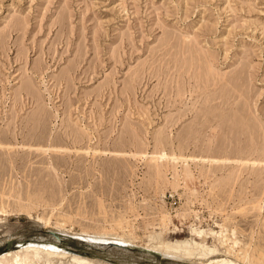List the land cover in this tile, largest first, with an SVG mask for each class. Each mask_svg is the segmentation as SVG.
<instances>
[{"label": "rangeland", "instance_id": "obj_1", "mask_svg": "<svg viewBox=\"0 0 264 264\" xmlns=\"http://www.w3.org/2000/svg\"><path fill=\"white\" fill-rule=\"evenodd\" d=\"M33 241L264 264V0H0V256Z\"/></svg>", "mask_w": 264, "mask_h": 264}, {"label": "bare ground", "instance_id": "obj_2", "mask_svg": "<svg viewBox=\"0 0 264 264\" xmlns=\"http://www.w3.org/2000/svg\"><path fill=\"white\" fill-rule=\"evenodd\" d=\"M191 233L197 238L202 239V241L209 238V235L214 234V233H206L203 230H198L197 228H194L191 231ZM110 237H112V235H110L109 238ZM88 239L89 240L91 239V241L98 240V238H95V236L90 237ZM108 239L106 240L109 241ZM149 239L150 242L155 241L156 245L148 244L147 247L143 249V251H145V254L155 255L169 260L182 261V258H186V257H207L209 254L215 253L214 251L211 250L198 251L197 248L200 246H198V244L193 240L166 243L163 240H161L160 236H150ZM102 240L103 239H101V242L99 240L98 242L100 243L97 244H101L105 241ZM111 240L113 242L106 243L107 242L106 241L105 243L116 247L126 248V250L134 246L133 243L130 241V239L126 237L115 236L114 238L113 236V239ZM200 248L203 249V247ZM139 250L142 249L139 248ZM231 253L233 254V251ZM0 264H110V263H106V262L99 263L75 255L73 253L68 252L65 248L58 246L57 244L33 241V242H28L27 244L18 245L15 249H8L3 255L0 256ZM215 264H233V263L226 260H220V261H216Z\"/></svg>", "mask_w": 264, "mask_h": 264}]
</instances>
